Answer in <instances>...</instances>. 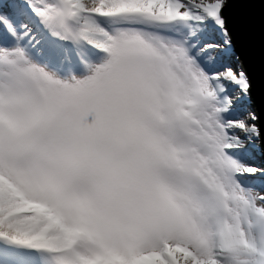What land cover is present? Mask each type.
Listing matches in <instances>:
<instances>
[{
    "label": "snow or ice",
    "instance_id": "1",
    "mask_svg": "<svg viewBox=\"0 0 264 264\" xmlns=\"http://www.w3.org/2000/svg\"><path fill=\"white\" fill-rule=\"evenodd\" d=\"M258 156L264 0H0V264H264Z\"/></svg>",
    "mask_w": 264,
    "mask_h": 264
},
{
    "label": "rangeland",
    "instance_id": "2",
    "mask_svg": "<svg viewBox=\"0 0 264 264\" xmlns=\"http://www.w3.org/2000/svg\"><path fill=\"white\" fill-rule=\"evenodd\" d=\"M253 163L259 165L261 163H264V159H263V157L258 156L257 159L255 161H253Z\"/></svg>",
    "mask_w": 264,
    "mask_h": 264
},
{
    "label": "bare ground",
    "instance_id": "3",
    "mask_svg": "<svg viewBox=\"0 0 264 264\" xmlns=\"http://www.w3.org/2000/svg\"><path fill=\"white\" fill-rule=\"evenodd\" d=\"M61 58H62V56H61ZM73 59H74V57H73Z\"/></svg>",
    "mask_w": 264,
    "mask_h": 264
},
{
    "label": "water",
    "instance_id": "4",
    "mask_svg": "<svg viewBox=\"0 0 264 264\" xmlns=\"http://www.w3.org/2000/svg\"><path fill=\"white\" fill-rule=\"evenodd\" d=\"M263 159H264V157H263Z\"/></svg>",
    "mask_w": 264,
    "mask_h": 264
}]
</instances>
